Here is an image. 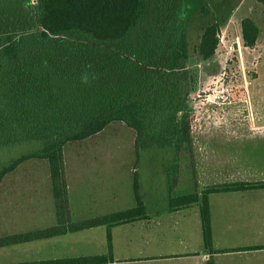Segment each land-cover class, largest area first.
<instances>
[{
    "label": "trees",
    "instance_id": "trees-1",
    "mask_svg": "<svg viewBox=\"0 0 264 264\" xmlns=\"http://www.w3.org/2000/svg\"><path fill=\"white\" fill-rule=\"evenodd\" d=\"M256 1L264 5V0ZM184 5L185 0H167L166 17L158 35L154 39L150 35V41H146L144 46L135 45V50L124 49V42L138 30L147 15V0H40L38 31L20 35L0 33V142L39 137L43 143L39 151L21 156L1 170L0 183L5 175L24 161L33 158L47 160L57 212L62 215L69 211L64 156L66 145L91 138L110 124L121 122L135 131L136 154L134 207L81 222H70L68 228L1 238L0 246L51 236L67 229L107 225L110 230L116 224L146 218V206L140 194V174L136 169L141 152L174 149L178 154L194 146L189 105L191 77L185 66L188 37ZM241 31L245 47L254 48L260 35L255 20L244 18ZM53 38L60 41L61 50L64 46L71 47L61 57L47 63L39 55V50L43 44L48 46ZM75 41L82 42L81 46L86 44V47L102 45L124 49L135 57V66L138 61L141 64L152 63L163 56L166 44L170 46L160 65H156L157 69H148L135 83L119 89L107 74L108 69L119 73L118 65L92 57L90 50L78 52L80 47L74 49L78 46ZM219 44L220 25L215 22L205 28L201 37L198 51L202 59L213 57ZM37 82H41L40 91ZM74 106L76 111L72 109ZM72 112L75 117H72ZM175 159L178 161V155ZM254 188H264V183L213 185L204 188L201 196L191 193L181 198L182 204L201 203L206 250L213 251L208 194ZM108 243L111 251L110 231ZM110 259L108 255L91 256L31 264H103Z\"/></svg>",
    "mask_w": 264,
    "mask_h": 264
},
{
    "label": "rangeland",
    "instance_id": "rangeland-1",
    "mask_svg": "<svg viewBox=\"0 0 264 264\" xmlns=\"http://www.w3.org/2000/svg\"><path fill=\"white\" fill-rule=\"evenodd\" d=\"M39 1L0 0V33L20 35L38 31ZM147 2L148 13L138 30L126 39L124 49L135 50L137 44L144 46L146 41H150V35L154 39L162 27L167 0ZM246 17L254 19L261 28L260 39L254 48L245 47L242 40L241 22ZM184 20L188 37V58L185 66L191 77L189 105L193 145L220 147L223 152L233 153L239 161L251 162L258 168L261 155L255 154L264 145V130L250 127L246 121L243 122L244 118L233 119L232 116L227 119L229 123L215 124L205 115L228 110L226 116H229L239 110L243 114L260 113L264 116V5L256 0H185ZM215 22L220 25V44L213 57L203 60L198 51L201 37L205 28ZM74 43L78 44L74 49L80 47L77 48L78 52H83V49L90 50L92 57L101 61L109 60L115 66L118 65L119 73L108 69L107 74L114 79L119 89L135 83L148 69H157L156 65H160L170 46L169 43L166 44L162 51L163 56L152 63L141 64L138 61L135 66V57L124 49L102 45L86 47V44L81 46L82 42ZM59 45L60 41L53 38L48 46L41 45L39 55L48 63L61 57L71 47L64 46L61 50ZM255 77L259 79L252 83ZM37 86L38 91L42 90L41 82H37ZM72 109L77 110L76 106ZM71 115L75 117L73 112ZM41 139L20 137L13 141L0 142V171L19 157L39 151L43 146ZM134 141L133 129L124 123L114 122L91 138L66 145L64 156L69 172L76 177L84 175L83 179H75V184L78 190L81 185L85 190L88 189L90 210L112 213L135 206ZM176 155L178 161L175 159ZM194 165L193 146L191 150L185 149L178 154L174 149L145 150L141 152L140 163L136 169L147 193L153 191L154 195L165 197L170 189L175 194L186 189H199ZM8 175L37 179L44 177L47 180L50 178L49 164L45 159L35 158L22 162L4 176L0 183L1 189L9 188L14 182ZM164 177H167L168 192L163 189ZM150 179L153 181L150 182ZM148 197L147 195V199Z\"/></svg>",
    "mask_w": 264,
    "mask_h": 264
},
{
    "label": "crops",
    "instance_id": "crops-1",
    "mask_svg": "<svg viewBox=\"0 0 264 264\" xmlns=\"http://www.w3.org/2000/svg\"><path fill=\"white\" fill-rule=\"evenodd\" d=\"M258 79L255 77L252 83ZM227 114L228 110L205 116L215 124L229 123L227 119L232 116L233 119L244 118L243 122L246 121L250 127L264 130V116L260 113L243 114L236 110L232 115ZM261 149L255 154L261 155L256 168L251 162L239 161L231 152H223L220 147L194 145V168L199 189H186L179 194L171 189L168 192L167 177H164L163 189L169 194L158 197L153 191L147 193L139 175L140 194L147 213L145 219L116 224L110 230L107 225L67 229L51 236L5 244L0 246V264L55 262L107 255L111 259L103 264H264V188L208 194L213 251L205 248L200 201L190 204L181 202V198L191 193L201 196L208 186L236 182L264 183V145ZM65 167L69 211L62 215L57 212L51 176L45 180L44 177L8 175L14 182L9 188H0V239L68 228L70 222L111 214L89 209L88 189L81 185L78 190L75 184V179H83L84 175L76 177L70 173L66 159ZM30 182L39 183L26 184Z\"/></svg>",
    "mask_w": 264,
    "mask_h": 264
}]
</instances>
